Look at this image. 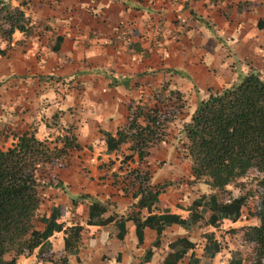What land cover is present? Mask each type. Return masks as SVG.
<instances>
[{
  "label": "crops",
  "instance_id": "0c3cea01",
  "mask_svg": "<svg viewBox=\"0 0 264 264\" xmlns=\"http://www.w3.org/2000/svg\"><path fill=\"white\" fill-rule=\"evenodd\" d=\"M14 3L25 12L31 31L15 32L9 52L0 56V82L18 88L11 98H2L15 107V113H10L17 118L13 126L19 132L36 131L41 140L71 126L83 148L73 151L67 166L55 174L58 182L45 191L40 208L42 217L65 206L67 227L84 228L80 247L67 253V235L57 232L51 238L55 261L40 260L36 251L18 264H142L150 249L154 252L151 264H165L174 252L170 244L183 238L196 247L179 264H187L193 252L202 264H229L233 250L242 244L241 229L259 224L248 209H242L239 221H227L221 228L200 222L188 230L175 224L164 231L161 247H154L157 231L145 227L139 235L137 220L165 214L188 218L196 201L207 197L209 204L216 191L195 181L190 161L175 144L179 137L172 132L143 164L136 156L134 161H124L129 156L126 146L121 152H110L106 134L116 133L127 123L130 108L153 101L166 83L184 93L192 91L193 98L187 96L196 99L197 92L208 94L232 85L238 75L235 68L243 61L249 71L264 73V0ZM206 25L211 28L209 36L216 34L212 28L220 36V45L213 39L205 42ZM231 40L233 53L227 54L224 50ZM140 167L151 172L155 185L173 183L160 195L152 213L137 207L128 178L132 169ZM83 194L109 205L105 225H89L90 200L73 205L72 200ZM209 216L208 211L205 219ZM36 227L43 231L45 224L37 221ZM210 233L221 242L222 250L214 258H205V235Z\"/></svg>",
  "mask_w": 264,
  "mask_h": 264
},
{
  "label": "trees",
  "instance_id": "16d2710c",
  "mask_svg": "<svg viewBox=\"0 0 264 264\" xmlns=\"http://www.w3.org/2000/svg\"><path fill=\"white\" fill-rule=\"evenodd\" d=\"M17 31H31L25 12L0 0V56L7 55ZM192 104L186 93L166 83L154 94L153 101L131 107L127 123L116 133L106 134L110 152H121L126 146L129 156L124 161H134L136 156L143 164L177 129L181 152L191 163L195 181L216 191L208 199L209 204L207 197L196 201L188 218L165 214L137 220V233L142 234L145 227L155 229L158 239L154 247L159 248L164 231L175 224L188 230L200 222L204 227L221 228L227 221H239L245 207L259 224L241 229L242 244L233 250L229 264H264V73L251 69L247 74H238L232 85L218 93L210 92L196 106ZM82 149L71 126H63L59 134L45 140L39 139L36 131L0 128V264H18L36 251L40 260L55 261L51 257V238L62 231L67 235V253L78 250L84 228L67 227L66 207H55L42 217L40 208L45 191L58 182L47 173L52 174L56 166L66 167L72 152ZM128 178L135 189L137 207L150 213L160 195L173 185L153 184L151 172L141 167L132 169ZM83 200H90L89 225H105L103 216L109 205L86 194L72 203L76 206ZM208 211L210 216L205 219ZM37 221L45 224L43 231L37 230ZM205 238V258L216 257L222 250L221 242L211 233ZM195 247L186 238L178 239L170 244L174 252L165 264L183 262ZM153 256V250H148L142 264H151ZM187 264H202V259L193 252Z\"/></svg>",
  "mask_w": 264,
  "mask_h": 264
},
{
  "label": "rangeland",
  "instance_id": "374dc122",
  "mask_svg": "<svg viewBox=\"0 0 264 264\" xmlns=\"http://www.w3.org/2000/svg\"><path fill=\"white\" fill-rule=\"evenodd\" d=\"M4 1H6L8 4H10V6L12 7V8H16L15 6H14V2H15V0H4ZM203 23V22H202ZM204 24V23H203ZM205 25V24H204ZM206 27L209 29L208 31H209V33L208 34H206V36L203 38L204 40H205V42H207L208 40H209V42H211V39H213L214 40V42L215 43H218V45H220V41H219V35H217V32H215L214 30H213V28H212V31L214 32V33H216L215 34V36H209L210 35V32H211V28L210 27H208V25H206ZM212 33V32H211ZM208 35V36H207ZM229 48L227 49V47L225 48V50H224V52H227V54H232L233 53V47H232V40L230 41V43H229ZM224 47V46H223ZM235 51V50H234ZM234 54H235V52H234ZM249 64L246 62V61H243V62H241V63H239L237 66H236V68H235V72H236V74H247L248 72H249ZM0 84H2L3 86H6V87H9V89L7 88V89H2V86H0V126L2 127L3 125L2 124H4L5 126H6V128H9V129H14V130H17V129H15L14 128V126L13 125H16V124H14V122L17 120V118L16 119H14L12 116H11V114L10 113H15V107H13L11 104H9V102H6L5 103V101H3L2 100V98H5V97H9V98H11L12 97V95H11V93H12V91L13 92H17L18 91V88L17 87H14V86H12V84L11 83H9V84H6V83H2V82H0ZM6 84V85H5ZM12 87V88H11ZM222 89H218V91L217 92H214V93H218V92H220ZM187 93V95H189V96H191V98H193V96H192V91L191 92H186ZM210 93L208 92V94H205V93H201V92H197L196 94H195V98L197 99H191L192 101H191V104L192 103H195V106H196V103H198L200 100H203L205 97H207L208 95H209ZM15 96L16 95H14V97H13V99L15 98ZM199 100V101H198ZM18 102V100H15V103H17ZM24 102V101H23ZM23 102H21L22 104H23ZM192 105H194V104H192ZM194 106V107H195ZM193 109V108H192ZM193 111V110H192ZM3 114H5V118H4V120H6V121H3V119H2V115ZM0 127V128H1ZM3 128V127H2ZM177 136L178 137V131H177V129H175V130H173L172 131V136ZM171 136V137H172ZM179 143H180V140H178L175 144L177 145H179ZM10 144H11V141H9L7 144H6V147H8V146H10ZM62 170V168H60L59 166H56V167H53V170H52V174H50L51 173V171H49V170H47V172L49 171V173H47L48 175H50V177H53L54 178V176H55V174L56 173H58V172H60ZM58 176H59V174H58ZM48 178H49V176H48ZM204 184V183H203ZM245 251H246V253H248L249 252V250L246 248L245 249Z\"/></svg>",
  "mask_w": 264,
  "mask_h": 264
}]
</instances>
